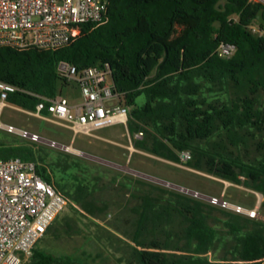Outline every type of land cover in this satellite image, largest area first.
<instances>
[{"label": "trees", "instance_id": "1", "mask_svg": "<svg viewBox=\"0 0 264 264\" xmlns=\"http://www.w3.org/2000/svg\"><path fill=\"white\" fill-rule=\"evenodd\" d=\"M260 9L264 19V8L248 0H109L103 21L81 25L67 46L0 47V82L19 89L6 102L34 111L40 99L33 95L52 98L68 87L57 72L60 62L78 71L106 64L121 105L130 108L129 133H142L134 147L174 162L187 152L188 167L242 180L262 194L264 209V39L251 31L264 28L256 21ZM221 43L235 47L230 58L216 55ZM215 90L226 100H210L206 92ZM46 157L43 149L0 145V160L33 162L46 184L71 198L57 180L72 167L68 157L54 164ZM85 194L78 186L73 201L81 205ZM135 198L125 264H264L263 222L220 210L221 232L209 225L216 209L201 201L172 192ZM84 205L91 216L102 211ZM224 233L231 238L227 257H207ZM42 240L25 264H95L101 257L53 255L39 248Z\"/></svg>", "mask_w": 264, "mask_h": 264}, {"label": "rangeland", "instance_id": "2", "mask_svg": "<svg viewBox=\"0 0 264 264\" xmlns=\"http://www.w3.org/2000/svg\"><path fill=\"white\" fill-rule=\"evenodd\" d=\"M254 29V33L264 39V28L256 25ZM61 95L71 102L80 99L73 86L65 87ZM206 95L210 100H226V95L217 90L206 92ZM143 101L140 97L137 104L141 105ZM117 103L115 101L110 105ZM0 121L39 137L38 141H33L0 129V145L43 149L47 154V163L54 164L68 157L66 160L72 166L66 172L57 173V180L64 185L65 193L71 198L66 197L68 205L38 244L45 252L81 259L100 253L101 257L96 259L95 264H118L117 259H122L121 264H125L131 257L130 238L135 219L131 209L138 203L135 196L142 193L166 198L172 192L212 206L216 210L212 212L209 225L221 232L225 229L220 210H226L211 205L208 202L210 197L223 196L226 201L247 209L257 207V217L252 220L264 223L261 193L251 190L242 180L231 183L192 169L186 162L170 161L137 149L133 145V135L129 133L128 137L122 125L96 131L94 136L106 139L102 141L95 137L76 136L61 126L13 109L11 105L3 109ZM50 142H55L57 146L52 147ZM78 186L86 192L80 200L81 205L73 201L77 197ZM84 203H91L102 211L95 209L91 216L86 212ZM230 244V236L224 233L215 243L214 252L207 257H227L226 250Z\"/></svg>", "mask_w": 264, "mask_h": 264}, {"label": "built area", "instance_id": "3", "mask_svg": "<svg viewBox=\"0 0 264 264\" xmlns=\"http://www.w3.org/2000/svg\"><path fill=\"white\" fill-rule=\"evenodd\" d=\"M264 8V0H248ZM109 0H0V47L17 50L36 48L55 50L67 46L79 34L84 24L103 21ZM251 31L255 32L254 27ZM235 47L221 43L215 53L230 58ZM59 76L77 89L80 99L69 101L63 95L40 97L34 111L24 114L61 126L74 135L94 137L96 131L113 125H122L128 137L130 108L122 106L121 95L115 92L108 65L78 71L74 66L60 62ZM18 88L0 82V115L8 106L7 98ZM117 101L116 105L110 103ZM0 129L38 141L39 137L18 130L0 121ZM142 133L133 134V139ZM52 147L57 146L50 142ZM180 161L190 160L187 152ZM211 205L228 212L257 217V207L247 209L226 201L223 196L210 197ZM68 205L67 199L46 184L36 172L33 162L20 158L0 160V264H25L35 244L41 240Z\"/></svg>", "mask_w": 264, "mask_h": 264}, {"label": "water", "instance_id": "4", "mask_svg": "<svg viewBox=\"0 0 264 264\" xmlns=\"http://www.w3.org/2000/svg\"><path fill=\"white\" fill-rule=\"evenodd\" d=\"M262 14H263V9H260L257 13V16H256V21L259 25H264V19L262 17Z\"/></svg>", "mask_w": 264, "mask_h": 264}, {"label": "crops", "instance_id": "5", "mask_svg": "<svg viewBox=\"0 0 264 264\" xmlns=\"http://www.w3.org/2000/svg\"><path fill=\"white\" fill-rule=\"evenodd\" d=\"M94 137H95L96 139H98V140H102V141H103V140H106V139H104L103 137H101V136H97V135H95Z\"/></svg>", "mask_w": 264, "mask_h": 264}]
</instances>
